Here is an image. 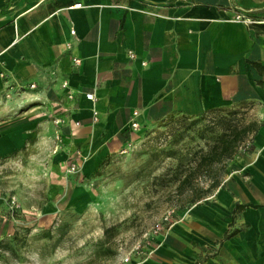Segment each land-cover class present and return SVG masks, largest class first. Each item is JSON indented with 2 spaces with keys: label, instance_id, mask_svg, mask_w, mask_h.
Masks as SVG:
<instances>
[{
  "label": "crops",
  "instance_id": "crops-1",
  "mask_svg": "<svg viewBox=\"0 0 264 264\" xmlns=\"http://www.w3.org/2000/svg\"><path fill=\"white\" fill-rule=\"evenodd\" d=\"M236 9L264 0H0V161L43 132L88 174L134 140V113L142 132L241 107L258 124L249 150L132 264H264V36ZM8 226L0 202V235Z\"/></svg>",
  "mask_w": 264,
  "mask_h": 264
},
{
  "label": "rangeland",
  "instance_id": "rangeland-1",
  "mask_svg": "<svg viewBox=\"0 0 264 264\" xmlns=\"http://www.w3.org/2000/svg\"><path fill=\"white\" fill-rule=\"evenodd\" d=\"M28 92L25 101L31 97ZM6 95L13 100L12 92ZM240 108L232 111L240 126L255 122ZM222 116L208 115L177 143L172 142L174 135L185 130L176 122L180 117L171 124L169 118L156 122L142 132L139 127L132 131L134 140H126L124 148L88 174L81 170L67 174L68 164L51 151L52 139L42 132L27 149L0 161V202L9 222L0 241L2 247L11 243L15 250L0 249V264H120L127 256L136 259L135 248L148 240L165 216L170 214V227L161 233L182 222L193 207L181 208L184 203L174 187L162 188L153 184V178L189 154L207 150L213 129L216 134L223 128ZM250 144L239 152L245 154ZM163 150L177 155L167 158ZM231 165H226L224 178L230 176ZM197 182L205 187L206 175ZM111 227L114 232L104 235ZM14 233L18 234L15 241L11 240Z\"/></svg>",
  "mask_w": 264,
  "mask_h": 264
},
{
  "label": "trees",
  "instance_id": "trees-1",
  "mask_svg": "<svg viewBox=\"0 0 264 264\" xmlns=\"http://www.w3.org/2000/svg\"><path fill=\"white\" fill-rule=\"evenodd\" d=\"M235 12L238 16L244 17L252 22L251 27L255 30L256 35L264 36V12L254 14L238 9ZM252 65L259 67L257 64ZM235 109L231 108L210 112V114L224 113L225 116L221 118V122L223 123L221 132L215 134L213 129L210 136L211 144L207 146V150L199 149L193 152V154H189L187 157L179 160L174 168L168 169L162 176L153 178V184L159 185L162 188L174 187V193L184 203L183 205L181 204V208L189 209L221 187L226 165L238 156L242 146L248 145L253 139V135L258 129V124L252 122L240 126L234 118L235 114L232 113ZM208 115L199 118L180 117L181 119L176 120V122L184 126L186 131L184 130V132L174 135V141L172 142L177 143L181 141L188 130L197 128ZM173 119L174 117H169V124L175 121H172ZM206 129L212 130L208 126ZM162 153L167 158H175L177 155L173 150H163ZM201 175H206L207 177L208 184L205 187L200 186L197 182ZM114 230L115 228L113 227L108 228L104 230V235L108 236ZM44 234L46 237H50L51 235L50 232H45ZM17 235L14 233L12 236L13 239L11 240L15 241ZM1 245L3 244L0 241V249H6L12 253L15 252L11 243L5 244V247ZM21 245L23 244L21 243Z\"/></svg>",
  "mask_w": 264,
  "mask_h": 264
},
{
  "label": "built area",
  "instance_id": "built-area-1",
  "mask_svg": "<svg viewBox=\"0 0 264 264\" xmlns=\"http://www.w3.org/2000/svg\"><path fill=\"white\" fill-rule=\"evenodd\" d=\"M74 7L75 8H80L81 5H75ZM236 20L237 21H242L246 25L252 24V22L250 20H248V19H246L244 17L237 16L236 17ZM128 54H129L130 59H134L135 58L134 54H132L131 52H129ZM72 66L74 68H78L80 66V60L77 59V58H72ZM35 88L36 87L34 85H30L28 87V89H30V90H34ZM62 88L63 89H67L68 88V83L67 82H64L62 84ZM20 92L21 93L25 92V87H19V88H17V93H20ZM5 97H6V99H9L7 95ZM72 97H73L72 94L68 92L67 98L71 100ZM85 98H86V100H88V101H90L92 103L95 102L94 94H92V93H87L85 95ZM137 116H138L137 113H134L133 114V120L131 121V124H130L131 130L134 131V132L139 129V124L136 122ZM93 122H97V112H95V111L93 112ZM55 123L57 124L58 122H55ZM76 126H78V124H76ZM58 139H59V137H56V141ZM78 171H79L78 168L74 164H69V165L66 166V173L67 174H76V173H78ZM170 222L171 221H170V214H169V215L165 216L161 220L160 224H157L155 226V229L153 230L152 234L149 236L148 240H146L143 243L142 246L139 244L135 248V252H134V255H133L134 258L136 256V258H138V259L140 258L139 261H141L142 259H145L148 256H150L151 253H152V250H151V242L152 241H150V240H152V237L158 236L165 229L169 228L170 227ZM132 261L133 260L131 259V256H127V257H125L124 259L121 260V263L120 264H132L133 263Z\"/></svg>",
  "mask_w": 264,
  "mask_h": 264
}]
</instances>
